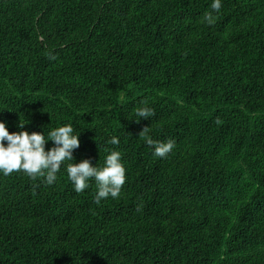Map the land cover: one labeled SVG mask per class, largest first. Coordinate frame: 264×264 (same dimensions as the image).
<instances>
[{
    "label": "trees",
    "instance_id": "trees-1",
    "mask_svg": "<svg viewBox=\"0 0 264 264\" xmlns=\"http://www.w3.org/2000/svg\"><path fill=\"white\" fill-rule=\"evenodd\" d=\"M211 3L0 0V121L71 124L75 163L126 169L99 205L64 166L0 175V264H264V0Z\"/></svg>",
    "mask_w": 264,
    "mask_h": 264
},
{
    "label": "clouds",
    "instance_id": "clouds-1",
    "mask_svg": "<svg viewBox=\"0 0 264 264\" xmlns=\"http://www.w3.org/2000/svg\"><path fill=\"white\" fill-rule=\"evenodd\" d=\"M221 6L222 0H212V12L218 13ZM212 12L205 15V20L209 24L213 22ZM153 115V109L146 104L135 111V116L140 119L148 120ZM24 125L19 123L17 127L23 129ZM147 132L148 128L145 127L140 133L145 134V142L153 149L155 157L165 158L173 151L175 141H154L148 138ZM78 135L71 124L59 126L49 131L47 135L45 132L28 133L23 130L10 133L6 124L0 121V175L7 177L14 172H20L32 180L43 177L47 185H52L57 181V173L64 166L68 180L76 193L88 189L89 182L95 181L97 192L94 202L97 205L108 197L119 198L126 181V169L122 163L121 152L108 150L102 167L92 166L88 159L75 163L73 150L79 147ZM49 140L53 142L54 147L45 150ZM107 143L118 145L120 141L118 137L113 136Z\"/></svg>",
    "mask_w": 264,
    "mask_h": 264
}]
</instances>
